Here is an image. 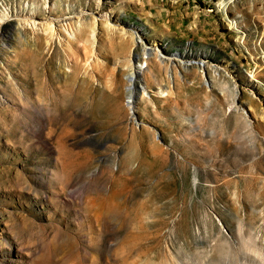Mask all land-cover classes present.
<instances>
[{"label":"rangeland","instance_id":"rangeland-1","mask_svg":"<svg viewBox=\"0 0 264 264\" xmlns=\"http://www.w3.org/2000/svg\"><path fill=\"white\" fill-rule=\"evenodd\" d=\"M0 264H264V0H0Z\"/></svg>","mask_w":264,"mask_h":264},{"label":"bare ground","instance_id":"bare-ground-1","mask_svg":"<svg viewBox=\"0 0 264 264\" xmlns=\"http://www.w3.org/2000/svg\"><path fill=\"white\" fill-rule=\"evenodd\" d=\"M231 22H233V21H231ZM234 24H235V22H234ZM144 66H145V62H141V63H139L137 65V69L139 70V69H141ZM135 71H136L135 69L130 68L129 71L127 72V74H126V78L128 80V88L127 89L130 91V93L128 95V99H127L128 102L131 101L132 91H133V88H134L133 81H134V78H135ZM233 105H235V103H233Z\"/></svg>","mask_w":264,"mask_h":264},{"label":"built area","instance_id":"built-area-1","mask_svg":"<svg viewBox=\"0 0 264 264\" xmlns=\"http://www.w3.org/2000/svg\"><path fill=\"white\" fill-rule=\"evenodd\" d=\"M198 1H201V2H204V3H212V2H214L215 0H198Z\"/></svg>","mask_w":264,"mask_h":264}]
</instances>
